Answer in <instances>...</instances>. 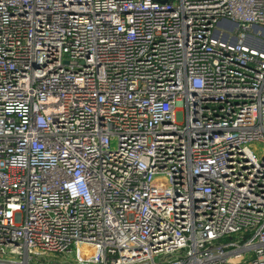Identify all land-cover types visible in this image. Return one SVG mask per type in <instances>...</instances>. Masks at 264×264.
<instances>
[{"label":"built area","instance_id":"built-area-1","mask_svg":"<svg viewBox=\"0 0 264 264\" xmlns=\"http://www.w3.org/2000/svg\"><path fill=\"white\" fill-rule=\"evenodd\" d=\"M252 29L264 0H0V264H264Z\"/></svg>","mask_w":264,"mask_h":264},{"label":"rangeland","instance_id":"rangeland-1","mask_svg":"<svg viewBox=\"0 0 264 264\" xmlns=\"http://www.w3.org/2000/svg\"><path fill=\"white\" fill-rule=\"evenodd\" d=\"M251 33H253V34H256V35H258L259 37H261V38H263L264 39V35H262L260 32H255L253 29L251 30ZM115 141L113 140L112 142H111V146L112 147H115ZM71 248H73V245L71 246ZM63 260V259H62ZM73 260H74V254L72 253L71 254V256H68L67 258H66V261H64V262H67V263H70V264H73Z\"/></svg>","mask_w":264,"mask_h":264},{"label":"water","instance_id":"water-1","mask_svg":"<svg viewBox=\"0 0 264 264\" xmlns=\"http://www.w3.org/2000/svg\"><path fill=\"white\" fill-rule=\"evenodd\" d=\"M157 1L165 2L166 0H157Z\"/></svg>","mask_w":264,"mask_h":264}]
</instances>
